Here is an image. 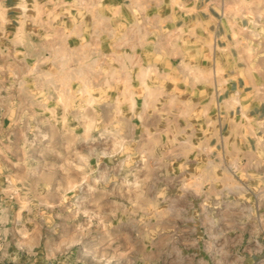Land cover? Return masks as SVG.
<instances>
[{"label":"rangeland","instance_id":"obj_1","mask_svg":"<svg viewBox=\"0 0 264 264\" xmlns=\"http://www.w3.org/2000/svg\"><path fill=\"white\" fill-rule=\"evenodd\" d=\"M0 264H264V0H0Z\"/></svg>","mask_w":264,"mask_h":264},{"label":"crops","instance_id":"obj_2","mask_svg":"<svg viewBox=\"0 0 264 264\" xmlns=\"http://www.w3.org/2000/svg\"><path fill=\"white\" fill-rule=\"evenodd\" d=\"M208 7H209V5H208ZM232 92L237 93V92H239V90H234V89H230V90H228V98H229V99L231 98V93H232Z\"/></svg>","mask_w":264,"mask_h":264}]
</instances>
